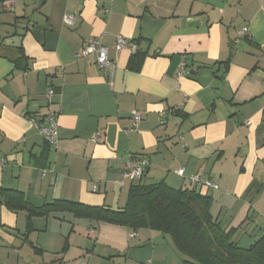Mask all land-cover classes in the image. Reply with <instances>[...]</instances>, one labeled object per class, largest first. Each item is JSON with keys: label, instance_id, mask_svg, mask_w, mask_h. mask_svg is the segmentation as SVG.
<instances>
[{"label": "crops", "instance_id": "1", "mask_svg": "<svg viewBox=\"0 0 264 264\" xmlns=\"http://www.w3.org/2000/svg\"><path fill=\"white\" fill-rule=\"evenodd\" d=\"M100 36L112 75L77 56ZM119 36L143 54L137 67ZM50 112L56 147L28 118ZM130 153L149 161L142 179L123 176ZM162 180L211 195L240 246L264 234V0H0V189L34 207L121 209L132 185ZM31 222L0 196V264H183L158 230L59 208Z\"/></svg>", "mask_w": 264, "mask_h": 264}, {"label": "trees", "instance_id": "2", "mask_svg": "<svg viewBox=\"0 0 264 264\" xmlns=\"http://www.w3.org/2000/svg\"><path fill=\"white\" fill-rule=\"evenodd\" d=\"M142 59L143 54L137 47L131 67H137ZM0 196L11 210L28 212V229L32 228L33 216L46 215L59 208L96 221L169 234L184 256L183 264H264V234L250 247L240 246L232 231H227L213 215L211 195L176 188L164 180L132 185L121 209L69 200L34 207L21 192L9 189H0Z\"/></svg>", "mask_w": 264, "mask_h": 264}, {"label": "built area", "instance_id": "3", "mask_svg": "<svg viewBox=\"0 0 264 264\" xmlns=\"http://www.w3.org/2000/svg\"><path fill=\"white\" fill-rule=\"evenodd\" d=\"M13 1V0H9ZM153 2L155 0H146ZM78 20L77 12H73L70 14H66L64 17V22L67 25H74ZM247 32V29H241L238 31V36L241 37ZM103 36L92 38L87 40L82 48L80 49L79 53L77 54L78 57H86L90 55H96L97 64L101 69H104L109 74H113L116 69V64L113 60L109 58L108 55V48L103 43ZM129 46L133 51L137 49V44L132 42L129 43L128 40L124 36H119L116 47L117 49H122ZM180 74H188L186 69V64L182 63L180 67ZM53 94V90H50L49 96ZM29 120L34 123L38 124V129L41 136L44 138L46 143L49 145L56 147L59 141V134H58V123L57 117L55 113L50 112L44 115L42 118H36L34 116H28ZM133 118H134V128L137 129L139 126V122L143 119V114L139 110L133 111ZM250 124V121L246 122ZM149 164L148 159L141 155L135 154H128L127 159L125 162V168L123 172V176L125 179H141L144 176L145 170ZM178 174L183 175L184 169H180L177 171ZM190 180L195 184H202L206 187L217 189L219 186L209 179L203 178L199 175H192L190 176Z\"/></svg>", "mask_w": 264, "mask_h": 264}]
</instances>
